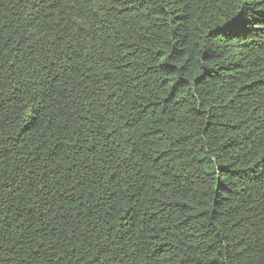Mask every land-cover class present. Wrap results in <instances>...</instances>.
Instances as JSON below:
<instances>
[{"label": "trees", "instance_id": "trees-1", "mask_svg": "<svg viewBox=\"0 0 264 264\" xmlns=\"http://www.w3.org/2000/svg\"><path fill=\"white\" fill-rule=\"evenodd\" d=\"M0 264H264V0H0Z\"/></svg>", "mask_w": 264, "mask_h": 264}]
</instances>
